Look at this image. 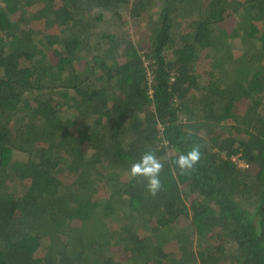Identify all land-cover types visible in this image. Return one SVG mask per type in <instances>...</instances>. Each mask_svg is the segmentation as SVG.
Segmentation results:
<instances>
[{
    "label": "trees",
    "instance_id": "16d2710c",
    "mask_svg": "<svg viewBox=\"0 0 264 264\" xmlns=\"http://www.w3.org/2000/svg\"><path fill=\"white\" fill-rule=\"evenodd\" d=\"M0 264H264V0H0Z\"/></svg>",
    "mask_w": 264,
    "mask_h": 264
},
{
    "label": "clouds",
    "instance_id": "9594fccd",
    "mask_svg": "<svg viewBox=\"0 0 264 264\" xmlns=\"http://www.w3.org/2000/svg\"><path fill=\"white\" fill-rule=\"evenodd\" d=\"M201 160L199 145H193L190 150L180 152L171 162L180 174H186L195 169ZM167 162L153 151H146L140 158L130 164L128 175L131 179L143 178L146 181V190L155 197L164 187L161 173Z\"/></svg>",
    "mask_w": 264,
    "mask_h": 264
},
{
    "label": "rangeland",
    "instance_id": "374dc122",
    "mask_svg": "<svg viewBox=\"0 0 264 264\" xmlns=\"http://www.w3.org/2000/svg\"><path fill=\"white\" fill-rule=\"evenodd\" d=\"M128 23V22H127ZM126 26H129L130 27V24H127ZM19 159L23 158L21 155L18 156Z\"/></svg>",
    "mask_w": 264,
    "mask_h": 264
}]
</instances>
